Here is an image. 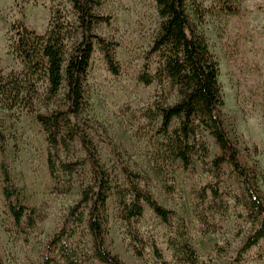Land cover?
Masks as SVG:
<instances>
[{
	"label": "rangeland",
	"instance_id": "obj_1",
	"mask_svg": "<svg viewBox=\"0 0 264 264\" xmlns=\"http://www.w3.org/2000/svg\"><path fill=\"white\" fill-rule=\"evenodd\" d=\"M100 14L111 15L95 31L117 43L114 54L121 65L115 75L100 46L91 59L86 82L88 107L74 119L90 135L101 161L114 179L105 217V243L125 264H187L181 258V243L186 239L201 261L210 264H264L256 258L253 247L245 259L239 252L254 224L247 217L241 185L235 172L223 165L215 176L213 159L221 153L215 140L207 135L208 162L196 161L184 169L177 163L174 190L170 182L156 174L153 151L160 121H150L143 110L154 101H176V89L169 83L146 86L139 75L147 63V52L159 31L161 18L155 0H100ZM195 20L194 4L204 9L201 31L220 63L219 82L224 106L222 116L239 141L240 158L245 167L259 171L264 194V0H229L238 11L224 9L221 0H188ZM57 9L75 21V11L68 0H0V69L5 73L23 69L11 48V28L15 21L39 33H45ZM159 57L151 59L156 70ZM64 91L47 105L36 102L34 109L0 107V129L6 136L0 143V257L2 264H67L59 247L49 248L53 235L66 228L70 259L76 264H103L93 252V239L88 227L89 206L76 223L71 208L82 198L83 189L93 182L89 164L79 166L72 174L61 170L58 178L49 169V142L37 114H50L67 109ZM176 126V123L174 124ZM62 163L86 157L78 141L71 149L63 145L55 152ZM128 163L145 175L141 188L150 191L164 206L175 210L180 218L164 222L144 203V214L132 219V225L146 241L144 257L135 251V242L126 219L131 201L129 184L122 172ZM9 173V180L6 173ZM218 180L219 194L203 187ZM13 195L8 200L7 191ZM26 207L21 220L14 208ZM185 233V236L182 234ZM153 243L162 253L155 254ZM176 245V246H175ZM264 249V243L262 244ZM179 249V250H178ZM178 250V251H177Z\"/></svg>",
	"mask_w": 264,
	"mask_h": 264
},
{
	"label": "trees",
	"instance_id": "obj_2",
	"mask_svg": "<svg viewBox=\"0 0 264 264\" xmlns=\"http://www.w3.org/2000/svg\"><path fill=\"white\" fill-rule=\"evenodd\" d=\"M68 1L76 13L75 21L68 19L62 9H57L45 33L29 28L23 20L15 21L10 30L11 48L23 69L10 73L0 69V107L13 110L24 106L32 110L38 101L50 105L64 91L67 109L37 114V120L43 126L49 142L51 177L56 180L61 170L72 174L79 166L89 164L93 182L83 189L82 198L71 208L69 216L74 217L76 223L80 222L84 214L82 208L89 206L87 223L95 258L103 264H125L105 243V217L114 179L101 161L93 139L74 121L88 107L86 82L97 45L103 51L111 72L115 75L121 72V65L114 54L117 43L95 31L98 25L110 23L112 16L96 11V7L102 4L100 0ZM155 1L161 18L160 28L147 52V63L139 79L146 86L156 82L161 85L169 83L177 92L175 102L167 103L166 99L154 101L142 113L145 119L160 121L157 133L161 138L157 139L152 156L156 174L169 181V188L174 190L177 163L182 164L184 169L193 167L196 161L206 164L210 152L206 136H211L221 150L212 161L215 176L218 177L223 165L235 172L241 185L246 215L254 224L253 232L241 248L238 260L245 259L249 250L258 247L256 258L264 262V249L261 247L264 243V194L259 185V171L244 166L238 137L222 116L224 99L219 82L220 63L200 28L204 9L199 3L194 4L198 18L195 20L189 12L188 0ZM221 1L225 10L231 13L238 11L229 0ZM156 55L159 61L153 71L151 59ZM5 140L6 136L0 129V143ZM76 141L85 151L86 157L62 163L60 169L55 152L61 145L70 150ZM122 172L130 186L131 201L126 204L129 232L135 242L136 254L143 258L147 243L133 227L132 219L143 216L144 203L164 222L169 223L181 217L175 210L164 206L150 191L140 187L139 181L145 179L144 174L134 171L128 163L122 164ZM6 175L9 180L8 171ZM208 188L214 196H218V180L203 187L204 190ZM12 195L11 191L6 192L8 200ZM13 208L17 220H21L26 207ZM181 221L185 227L186 223ZM67 236L68 232L63 228L53 235L49 248L59 247L66 255L67 264H76L70 259ZM153 248L161 259L162 253L156 243H153ZM180 250L181 258L187 264H210L199 259L196 250L186 239L181 243ZM54 260L48 257L47 263Z\"/></svg>",
	"mask_w": 264,
	"mask_h": 264
}]
</instances>
